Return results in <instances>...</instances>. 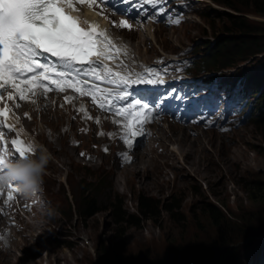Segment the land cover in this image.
I'll return each mask as SVG.
<instances>
[{"label":"rangeland","instance_id":"rangeland-1","mask_svg":"<svg viewBox=\"0 0 264 264\" xmlns=\"http://www.w3.org/2000/svg\"><path fill=\"white\" fill-rule=\"evenodd\" d=\"M191 6L187 19L178 26L160 25L124 32L132 52L134 47L137 54L149 59L161 51L182 48L190 52L191 46V53L201 60L206 57L209 44L229 34L222 29L226 15L239 14L252 25L250 32L258 36V42L249 44L245 50L243 56L247 59L242 61L243 56H235L221 63L232 65L240 60L232 68L225 69L228 72L252 65H247V61L264 63V14L255 13L251 8L237 10L216 0H198ZM255 76L254 82L251 77L247 78L255 105L257 103L249 122L224 133L196 126L182 127L184 130L172 134L177 138L171 136V142L163 139L166 146L161 145L158 126L153 127L155 139L148 141L154 148L143 143L133 151L132 161H136L137 154L147 161V170L141 168L144 165H138L141 171H132L139 163L120 164L112 152H102L97 147L98 139L103 140L101 136L96 139L95 134L79 133L77 127L70 133H63L65 127L60 126V116L56 119L50 115L53 108L42 107V121H50L53 117L51 125L61 133L52 135L51 129H45V133L33 130L39 124L38 112L34 119L26 121V125L44 142L45 146L39 149L47 150L52 157L43 178V193L51 211L37 210V220L30 222L29 228L14 235L9 245L2 247L0 244V264H138L155 261L171 243L181 246L179 250L186 252V261L193 260L194 255L188 251L195 248L187 244L197 249L203 241L211 242L220 232L208 216L200 219V226L196 225L198 212L206 214L202 210L206 201L219 207L233 223L251 228L244 232L245 235L231 229L225 232L227 237L231 236L225 245L237 248L234 262L241 264L242 255L243 264H264L261 263L264 260V202L251 196V191L257 190L252 187L254 182L249 187L252 180L264 185V116L260 123L252 119L260 108L264 110V92L259 88L262 80L259 72ZM71 123L74 127L73 118ZM160 126L169 131L176 125ZM72 133L82 140L78 146L68 142ZM49 134L53 137L49 138ZM164 135L170 136L168 132ZM79 148L92 150L95 158L86 161L78 153ZM92 196L100 209L90 215H81L83 202ZM141 196L153 197L165 205L180 201L179 211L186 215L185 221L165 210L162 204L155 208L157 212L150 218L141 216L138 225L118 221L117 204L127 212L138 213ZM120 230L124 231L117 236ZM29 232L33 233L31 238ZM207 251L211 253L210 249ZM177 252L173 259L181 257V252ZM202 263L224 264L215 254L203 259ZM191 264L196 263L192 261Z\"/></svg>","mask_w":264,"mask_h":264},{"label":"snow or ice","instance_id":"snow-or-ice-1","mask_svg":"<svg viewBox=\"0 0 264 264\" xmlns=\"http://www.w3.org/2000/svg\"><path fill=\"white\" fill-rule=\"evenodd\" d=\"M79 2L84 3L85 0ZM89 2L96 3L97 0H89ZM105 3L106 0H99L100 5ZM123 3L129 4L130 0H123ZM160 3H163V0H141L140 7L145 4L155 6ZM65 5L69 10L74 8L73 0H0V90L14 88L19 93V98L25 100L28 98L27 93L36 95L37 89H47L48 85L44 81L52 80L53 75H56L60 79L52 82L58 87L61 85L73 87L75 85L72 84V80H76L88 91H82L80 87L76 90L82 95L91 94L95 102L98 99L95 95L98 86L90 85L86 79H79L80 74L83 73L84 77H92L96 81H106L116 86L115 89H99L104 97L99 102L101 109H111L114 104H125L126 106L115 109L116 114L129 113L142 127L152 115V107L142 98H133L128 89L132 85H163L166 83L165 80L151 69L148 70V74L157 78L141 76L133 78L131 73L121 75L120 72H113L103 63V58L110 55L108 49L111 41L103 32L96 31L95 26L82 27L79 18L73 16L71 11H66ZM167 11L161 7L158 14L164 15ZM171 22L178 24L180 20L174 19ZM119 26L126 29L133 28L129 19H120ZM100 37H103V40ZM48 57L55 58V62H48ZM58 68L69 71H57ZM3 99L4 97L0 95V100ZM8 99H13L11 92L8 93ZM6 111L0 109V115H4ZM0 127L11 130L12 126L0 125ZM124 127L128 130L124 135V142L130 146L132 141L128 139L129 135L132 137L143 135V132L134 130L132 121L126 123ZM11 145L13 148L11 154L6 143L0 148V172L4 171L5 161L27 158L30 153L36 151L33 144H25L20 139H13ZM8 187L11 189L9 199H12V193L18 192V189L13 185Z\"/></svg>","mask_w":264,"mask_h":264},{"label":"trees","instance_id":"trees-1","mask_svg":"<svg viewBox=\"0 0 264 264\" xmlns=\"http://www.w3.org/2000/svg\"><path fill=\"white\" fill-rule=\"evenodd\" d=\"M220 1L224 4H227L231 6L232 8L237 10H248L251 8V11L253 10L255 13L264 14V0H235L236 3H234V0H216ZM238 4V5H236ZM225 21L223 22L224 25H222V29L229 33L228 35H222L218 37L217 41L213 42L215 44H211V51H210V57H212V61L210 59L204 60L202 63V66H207L209 64H213L216 66H221L222 60L229 61L232 57L235 56H243L245 55V50H247L250 46L249 44L258 42V39L256 35H252L250 30L252 28V25H250L248 22H246L244 16L242 15H232L227 14L225 17ZM258 32V31H257ZM256 48V47H255ZM223 62L222 64H224ZM247 65H250L247 67L246 65L242 68V70H256L260 73L262 80L259 83V85L264 80V63L260 64L259 62H252L247 61ZM228 65V64H227ZM260 66V67H259ZM241 69V68H239ZM264 92V91H263ZM262 116H264V112L260 113ZM255 117L254 121L256 123H260L259 120L262 117ZM264 120V117H263ZM264 122V121H263ZM262 122V123H263ZM264 137V132L262 133ZM254 182V185L252 184V187H256V191H251V196L258 198L260 201L264 202V185L261 184L259 180H252L249 182V187L251 183ZM202 194V192H199ZM86 198V197H85ZM205 199V195L203 196ZM181 200V199H180ZM96 200L95 197H88L83 202V208L80 211V214L90 215L93 212L99 210V207L95 206ZM160 204L164 207L165 210H169L172 215H177L183 222L186 219V215L182 212H180V201L172 204H164L161 201L150 197V196H141L139 202H138V213L133 212H127L120 207V203L117 204V207H115V216L118 221H128L130 224L138 225L139 221L141 220V216L145 218H150L154 214H156L157 208ZM206 214L198 212L199 218L196 221V225L200 226V219L205 218L206 216L210 217L211 222H213L216 226L219 228V233L217 236L212 239L211 242L207 243L203 241L202 244L198 245V248L194 245L187 244L189 247L192 248V246L195 248L194 250H189L188 252H191L194 256H192L193 260H185V253H183L180 245H175L171 243L167 246V249L165 251H162V255L158 256L155 261L149 260V261H142L138 264H191L192 261H195L196 264H204L202 263L203 259L207 258L208 256H211L213 254L216 255L219 261L224 264H237V262H234L235 256L237 257V248H234L232 246L225 245L228 240L231 239V236L227 237L225 232H229L231 229L233 232H240L241 235H245L244 232H249L251 228L247 226L246 224L240 225L239 222L233 223L231 219H229L226 215L222 213L219 207L209 203L204 202V207L202 209ZM202 215V217H201ZM264 223V222H263ZM180 226H184V224H181ZM239 227V228H238ZM243 227V229L241 228ZM184 228V227H183ZM124 230L118 231L116 234L117 236H120L121 233ZM65 242H68L67 240H64ZM210 249L211 253H209L207 250ZM177 251H180L181 256L179 259H173L174 253H178ZM173 252V253H172ZM187 252V253H188ZM143 254V253H142ZM146 254V253H144ZM159 255V254H158ZM139 257V256H138ZM241 258V259H240ZM239 258L241 264L243 256L241 255ZM149 259V258H148ZM173 259V260H172ZM208 262V260H207Z\"/></svg>","mask_w":264,"mask_h":264},{"label":"clouds","instance_id":"clouds-1","mask_svg":"<svg viewBox=\"0 0 264 264\" xmlns=\"http://www.w3.org/2000/svg\"><path fill=\"white\" fill-rule=\"evenodd\" d=\"M245 56H243L240 60H245ZM240 60L236 61L234 64L239 62ZM234 64H232L234 66ZM257 71L251 70L246 74V72H242L246 79L251 77V80L255 81V75ZM260 74V73H259ZM260 78L262 79L261 75ZM260 88V87H259ZM251 87H247L245 89H241L236 91L232 94V104H235L237 101L244 99V108L243 109H250L251 117L255 113V97L251 94ZM261 92V91H260ZM264 112L261 108L256 112L255 117L262 116L260 113ZM253 117V121L254 118ZM243 116L239 117L238 120H241ZM234 119V117H233ZM232 119V120H233ZM251 120L247 119L238 125L231 126L233 130L237 129L238 127L244 125L245 123ZM255 122V121H254ZM232 131V130H230ZM227 132V131H226ZM224 133V132H220ZM52 159L51 154L47 152L45 149L36 150L35 155L29 154L27 158H21L17 160H7L4 164V171L0 172V189H4L9 185H13L16 189H18V193L23 196L33 195L39 191H42L43 187V178L47 171V166Z\"/></svg>","mask_w":264,"mask_h":264},{"label":"bare ground","instance_id":"bare-ground-1","mask_svg":"<svg viewBox=\"0 0 264 264\" xmlns=\"http://www.w3.org/2000/svg\"><path fill=\"white\" fill-rule=\"evenodd\" d=\"M88 18H91V19H100V21L102 22V23H105V19L104 18H102V17H98L97 16V14H96V12L93 10V9H86V12L84 13ZM145 29H147V28H149L150 29V27L147 25L146 27H144ZM148 34H149V31H148ZM147 36V35H146ZM245 66V65H244ZM244 66H241V67H239V68H243ZM244 72H246V74L248 73V72H250V71H248V70H245ZM260 88H261V90L262 91H264V80L262 81V83L260 84ZM52 105H50L49 107H51ZM45 108V106H43V109ZM46 109H47V106H46ZM42 113V112H41ZM160 125H163V124H160V123H157L156 125H153L152 127H157V134H158V137H161L160 138V142H162L161 143V145H165L164 143H163V139H167L168 141H170L171 142V139L173 138V137H171V136H174V135H172V134H177V132H180V131H182V130H184V128H182V126H175V127H173V129H171L170 127V129H169V131H165V129H163ZM168 126H169V124H167ZM159 130L161 131L160 133H159ZM164 132H168L169 133V135L170 136H166V135H164L163 136V133ZM163 136V137H162ZM177 135H175L174 136V138H177L176 137ZM59 137V136H58ZM154 139L155 138H153V139H151L150 140V142L151 141H154ZM175 140V139H174ZM180 140V139H179ZM178 140V141H179ZM177 141V142H178ZM181 141V140H180ZM147 142H149V141H147ZM147 143H144L143 145H146ZM147 146V145H146ZM146 146H144V148L146 147ZM166 146V145H165ZM151 148H154V147H152V146H150ZM180 147V146H179ZM143 148V149H144ZM181 148H182V146H181ZM188 151V150H187ZM152 152H154V151H152ZM143 153H145V152H143ZM137 158V159H136ZM136 161L134 162V161H132V163H130V165H132V164H134V163H139V164H137V165H135L134 167H136V168H134V167H132V171H134V170H137V171H141L142 169L143 170H147V166H146V163H147V161H146V159H144V157L142 156V155H136ZM138 165H144L143 167H139ZM127 166H129V165H127ZM125 167V166H124ZM38 226H39V223L37 224ZM33 235V233L32 232H29L28 233V236L31 238V236ZM15 243V242H14ZM261 263H264V260L262 259L261 260Z\"/></svg>","mask_w":264,"mask_h":264}]
</instances>
